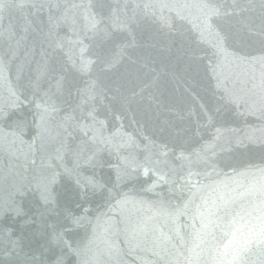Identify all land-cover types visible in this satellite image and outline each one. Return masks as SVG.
I'll list each match as a JSON object with an SVG mask.
<instances>
[{
    "label": "water",
    "instance_id": "95a60500",
    "mask_svg": "<svg viewBox=\"0 0 264 264\" xmlns=\"http://www.w3.org/2000/svg\"><path fill=\"white\" fill-rule=\"evenodd\" d=\"M0 264H264V0H0Z\"/></svg>",
    "mask_w": 264,
    "mask_h": 264
}]
</instances>
